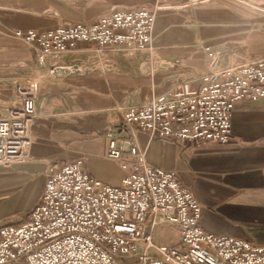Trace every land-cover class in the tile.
Here are the masks:
<instances>
[{
  "label": "crops",
  "instance_id": "obj_1",
  "mask_svg": "<svg viewBox=\"0 0 264 264\" xmlns=\"http://www.w3.org/2000/svg\"><path fill=\"white\" fill-rule=\"evenodd\" d=\"M155 4L160 8L153 39L144 50L83 43L41 65L34 48L12 35L14 29L44 31L92 20L116 6ZM0 30V118L20 103L17 86L30 82L39 67L44 72L30 159L0 166V206L19 205L27 196L35 206L49 163L61 167L82 159L90 175L120 184L125 172L108 157L107 130L126 107L182 82L198 87L207 72L236 70L264 58V8L243 0H0ZM153 54L176 67L154 70ZM54 65H78L83 72L55 77ZM232 128L227 144L152 139L139 131L133 141L149 163L176 170L182 185L193 189L202 204L204 229L264 244V99L239 101Z\"/></svg>",
  "mask_w": 264,
  "mask_h": 264
},
{
  "label": "built area",
  "instance_id": "obj_2",
  "mask_svg": "<svg viewBox=\"0 0 264 264\" xmlns=\"http://www.w3.org/2000/svg\"><path fill=\"white\" fill-rule=\"evenodd\" d=\"M159 8L116 6L92 20L44 31L14 29L12 35L34 48L41 65L83 43L144 50L152 43ZM17 91L20 103L0 118L2 167L27 162L31 155L38 84L23 83ZM263 99L260 58L236 70L207 72L198 87L182 82L126 107L107 130L108 157L125 172L120 184L90 175L82 159L61 167L49 163L43 195L26 220L0 225V264H264V244L204 229L193 189L182 185L176 170L149 163L133 141L139 131L152 139L227 144L236 104ZM161 224L178 228L176 243H155Z\"/></svg>",
  "mask_w": 264,
  "mask_h": 264
},
{
  "label": "rangeland",
  "instance_id": "obj_3",
  "mask_svg": "<svg viewBox=\"0 0 264 264\" xmlns=\"http://www.w3.org/2000/svg\"><path fill=\"white\" fill-rule=\"evenodd\" d=\"M247 3L264 8V0H243ZM38 68V67H37ZM40 70V71H39ZM41 67H39L35 74L31 75L29 81L33 83H40ZM32 197V196H31ZM32 198L27 196L26 199L19 205H1L0 206V225L4 224H19L26 220L28 213L34 206L32 205ZM178 238V229L170 225H159L154 231V241L159 244L161 241L165 243L176 240Z\"/></svg>",
  "mask_w": 264,
  "mask_h": 264
},
{
  "label": "water",
  "instance_id": "obj_4",
  "mask_svg": "<svg viewBox=\"0 0 264 264\" xmlns=\"http://www.w3.org/2000/svg\"><path fill=\"white\" fill-rule=\"evenodd\" d=\"M145 66H148L147 64ZM175 64L170 61L160 58L157 54H153V69L158 70L160 68L172 69L175 68ZM83 69L78 65H54L51 69V74L55 77L68 76L72 73H82Z\"/></svg>",
  "mask_w": 264,
  "mask_h": 264
}]
</instances>
